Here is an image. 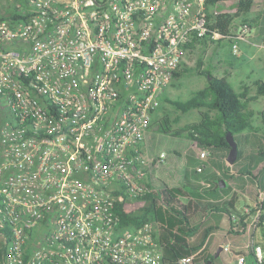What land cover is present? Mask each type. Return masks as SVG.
Listing matches in <instances>:
<instances>
[{"label":"built area","instance_id":"2783aa9c","mask_svg":"<svg viewBox=\"0 0 264 264\" xmlns=\"http://www.w3.org/2000/svg\"><path fill=\"white\" fill-rule=\"evenodd\" d=\"M208 1L0 0L5 264H165L162 223L123 226L118 207L136 213L160 190L167 153L147 150L152 121L186 47L224 13ZM208 159L202 149L199 172ZM250 244L264 264L263 247Z\"/></svg>","mask_w":264,"mask_h":264},{"label":"trees","instance_id":"16d2710c","mask_svg":"<svg viewBox=\"0 0 264 264\" xmlns=\"http://www.w3.org/2000/svg\"><path fill=\"white\" fill-rule=\"evenodd\" d=\"M227 1L235 2L236 12L234 14L224 12L213 20L210 18L207 23L208 35L201 39H195L186 47L187 49L194 48L199 41L221 43L228 40L232 45L234 44L237 38L233 30L236 18L248 15L257 0H209L208 6L220 5ZM216 31L221 33V39L215 40L211 37L212 33ZM182 65L175 73L173 82L191 71V68H182ZM197 70L201 74H206L208 78L205 87L195 91L186 100L171 99L166 92L162 101L169 102L182 113L200 109L201 118L184 126H175L179 122V117L171 119L168 115H164L153 120L152 127L162 134L196 142L209 152V157L214 156L218 150L229 152L227 133L231 132L239 144V135L253 127L255 113L249 109V103L264 96V79L259 78L254 81L255 93L251 94L253 87L251 85H244L243 89L238 92L227 76L215 75L210 70ZM261 116L264 124V110ZM1 120H4L3 114ZM241 156L242 152L239 148L238 159L233 164L236 173L239 172L238 161ZM186 158L187 164L182 171L183 177L180 185L169 186L165 182H160L159 191L144 195L143 199L146 204L140 211L129 212L122 204L118 207V214L123 226L140 225L150 219H156L162 223L161 241L165 264H178L181 258L190 255H194L193 264H208L209 261L210 264H216L222 254L215 257L216 252L210 253L207 247L204 248V244L206 238L219 228V223L216 225H207V223L218 222L219 218L224 216L228 221L229 232L240 234L247 229L251 215H254L260 208L264 209V202L261 206L246 210V207H238L237 202L240 203L241 199L235 191L230 197L225 198L232 191L228 182L234 176V174H230L231 164L227 159L229 175H220L207 173V171L199 172L195 167L199 162V156L197 159L196 156L187 154ZM250 169L247 168L245 171L249 172ZM250 175L257 180V175L251 173ZM204 177L212 180H209L212 183L211 186H205L199 182L198 179ZM222 180L225 181V186H222ZM203 226L205 235L201 241H198L196 235ZM240 228L243 230H239ZM4 251L5 245L2 244L0 264H5L3 261Z\"/></svg>","mask_w":264,"mask_h":264},{"label":"rangeland","instance_id":"374dc122","mask_svg":"<svg viewBox=\"0 0 264 264\" xmlns=\"http://www.w3.org/2000/svg\"><path fill=\"white\" fill-rule=\"evenodd\" d=\"M210 10L213 11V9ZM218 10L234 14L236 12L235 2L227 1L225 4L222 3L219 5ZM263 14V2H257L252 12L248 15L236 18L233 30L236 32L235 34L242 36L238 38V54H235L233 45L228 40L221 43L212 41L202 43L199 41L194 48L188 49L184 56L182 68H191V71L172 83L167 91L169 97L171 99L186 100L190 98L195 91L205 87L207 85L208 78L206 74H201L197 69L210 70L213 74L218 76H227L230 83L238 92L243 89V82H245V85L253 86L252 81L254 78H264L263 62L258 60V55L264 57V49H260V46L258 45L259 47L257 48L260 49V52L252 58L251 53L248 51V44L245 42L249 40L251 29L250 26L247 27V24H251L250 21L256 20L258 17L260 18ZM245 28L246 30H244ZM251 68L254 72L250 70ZM254 93L255 91L253 90L252 94ZM263 100L264 99L261 98L259 102L254 104V107L258 108ZM2 110L3 106L0 104V124L2 121ZM200 111V109H196L188 113H182L169 102L162 101L153 120L155 121L164 115H168L171 119L179 117V122L176 123L175 126H184L189 122L199 120L201 118ZM253 125H260L258 126V132L257 129H250L253 127H250L249 131L253 130L260 135L264 134V124H262L259 118L255 119L253 117ZM151 135H153L154 138L151 139L149 137L147 146L152 147V155H158L162 151L166 152L167 158L165 164L168 166L172 165L173 168H171L174 169V175L168 176L166 173V167H162L163 171L159 173L157 171L156 176L161 173V175L163 174L165 177L166 181L169 180L171 185H180L183 177L182 171L187 164V158L185 155L186 149L192 144V141L185 138L162 134L158 132L155 127H152ZM174 150H176L177 153H175ZM149 154L151 155V153ZM211 159L215 162L217 157L214 156ZM257 162L259 161L257 160ZM259 198V205L261 206L264 202V197L261 198L259 196ZM145 204V201H141L139 203L142 207ZM260 209L262 210L260 214L261 224L259 222V224L256 225L257 230L264 222V209ZM255 214L251 215L252 220L254 219ZM2 244L3 240L0 237V248Z\"/></svg>","mask_w":264,"mask_h":264},{"label":"crops","instance_id":"0c3cea01","mask_svg":"<svg viewBox=\"0 0 264 264\" xmlns=\"http://www.w3.org/2000/svg\"><path fill=\"white\" fill-rule=\"evenodd\" d=\"M257 2H263L264 6V0H257ZM255 3V5H256ZM254 5V6H255ZM254 8V7H253ZM253 10V9H252ZM251 10V12H252ZM250 34H249V40L245 41L248 44V51L251 53L252 58L255 57L258 52H260V49H264V14L256 20L250 21ZM251 42V43H250ZM260 46V49L257 47ZM258 60L260 62H263L264 66V57H261L258 55ZM252 72L253 69H250ZM262 70V69H260ZM258 78H254L252 83L256 81ZM264 79V78H261ZM245 85V82H243V87ZM255 91V88L252 87L251 94ZM264 96H260L257 100L252 101L249 103V109L255 113L254 118L261 120L262 122V116L261 113L264 110V100L261 102L260 106L258 108L254 107V104L256 102H259L260 99ZM263 124V122H262ZM258 126L260 125H253V128L251 129H257L258 132ZM256 127V128H255ZM257 132H254L253 130L245 131L244 133L239 135V148L241 149L242 156L238 161V164L240 165L239 172L235 173L233 178L229 180L228 184L231 187L232 192L238 193L239 199H241V202H237V205L239 208H244L246 210H249V208H256L259 205V193L264 192V134L260 135ZM151 139H153V135L150 136ZM203 148L198 145L196 142L192 141V144L189 145L186 149V154H192L197 157L199 156L200 151ZM147 150L152 155V147L147 146ZM176 151V150H174ZM229 152L226 150H218L214 156L217 157V160L215 162L212 161V157L210 156L207 161V166L205 171L210 173H217V174H228V164L226 163V155ZM228 156V155H227ZM257 160L259 162H257ZM199 163V162H198ZM197 163V164H198ZM196 164V165H197ZM165 166V165H164ZM166 173L168 176L174 175V169H172V165L168 166L166 164ZM164 167V168H165ZM172 167V168H171ZM196 167V166H195ZM252 168L249 170V172H246L245 169ZM163 171V168L158 170V173ZM257 175V180H255L251 175ZM169 178V177H168ZM157 185L160 187V182H165L169 186H176L171 185L169 180L166 181L163 174L157 175ZM200 179H207L212 181L210 178H200ZM198 179V180H200ZM260 182V183H259ZM260 184V185H258ZM234 190V191H233ZM230 193V194H231ZM250 220L251 217H250ZM219 223V228L214 230L207 238L206 243L204 244V248L207 247L208 251L210 253H217L218 249L220 247L222 248V251L220 254H222L221 258L217 261L216 264H236L237 263V257L238 255H244L246 258V264H258L255 251L253 249V246L250 244L251 237H254L257 244L261 245L264 249V222L262 226L257 230V228L254 229V231L249 232L245 230L244 232L240 234L230 233L229 232V226L228 221L225 219V217L219 218L218 222H209L207 225L210 224H217ZM204 226L202 227V230L196 235L198 241H201L204 238ZM229 247V250H225V247ZM219 254V255H220Z\"/></svg>","mask_w":264,"mask_h":264},{"label":"water","instance_id":"95a60500","mask_svg":"<svg viewBox=\"0 0 264 264\" xmlns=\"http://www.w3.org/2000/svg\"><path fill=\"white\" fill-rule=\"evenodd\" d=\"M227 142L230 145V150H229V153H228V156H227V161L230 164H234L237 161V159H238L239 146H238L237 140L235 139L234 135L231 132L227 133ZM222 182H223L222 186H225L226 185V183H224L225 181L222 180ZM222 248L223 247H220L218 249L217 253L215 254V257L219 256L220 252L222 251ZM208 264H210V261L208 262Z\"/></svg>","mask_w":264,"mask_h":264}]
</instances>
